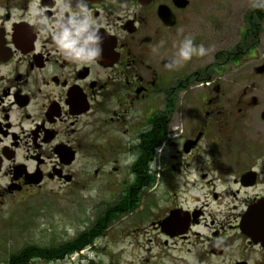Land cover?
I'll list each match as a JSON object with an SVG mask.
<instances>
[{
	"label": "flooded vegetation",
	"instance_id": "af4514ba",
	"mask_svg": "<svg viewBox=\"0 0 264 264\" xmlns=\"http://www.w3.org/2000/svg\"><path fill=\"white\" fill-rule=\"evenodd\" d=\"M203 1L88 0L103 51L77 66L33 16L51 20L61 0H0V205L73 209L8 211L2 264H264L242 228L264 201V101L253 83L219 81L260 43L264 0L244 9L238 44L194 35L212 61L168 70ZM93 185L112 196L75 227Z\"/></svg>",
	"mask_w": 264,
	"mask_h": 264
},
{
	"label": "rangeland",
	"instance_id": "374dc122",
	"mask_svg": "<svg viewBox=\"0 0 264 264\" xmlns=\"http://www.w3.org/2000/svg\"><path fill=\"white\" fill-rule=\"evenodd\" d=\"M255 2H263V0H204L203 3H205V8L201 10L200 14H197L198 16L195 20L193 19L194 21L192 20L193 22L191 27L189 28V35H191L192 37H195L194 35H202V37L199 36L198 38H204L205 36V38L207 39L205 40L211 43L213 36V38H216L220 41L221 39L227 40L226 37H228L229 34V37H231L230 43L238 44L241 37L238 35L237 30L241 26V18L242 14L244 13V9L246 7L248 8L250 4H254ZM218 23L222 24V26H226L221 27L220 32L215 35V33L212 31V27H217ZM205 45L207 44L205 43ZM213 45L214 44L212 43V46ZM228 46L229 43L227 42L222 43L220 44V46L216 47L227 49ZM212 50H214V46ZM216 50L217 49H215V51ZM203 58H205L201 61V65L203 67L208 65L212 61V58L209 56H194L193 59L197 60V63H193V69L189 70H194V68L196 69L198 61ZM262 66H264V34L261 37L260 43L255 47V51L251 54V58H246L240 61L234 69H231L229 76L221 74L219 81L222 82L224 79H229L230 81H234L237 85H242V83H253L255 85V90L252 91L250 97L263 102L264 74L257 75L253 73L254 68ZM111 193V189L108 187H104V185H93L91 191L87 192V194H90L92 198L85 204L84 202L76 203V207L74 210L75 227L82 226L81 222L84 221V219L80 217L82 211H86L89 213L90 210H102L101 205H99L101 204L99 200H108L112 196ZM36 195L43 196L46 195V192L41 191ZM38 201H35L34 203H27L18 200L16 202H12L11 205L7 204V202L3 205H0V264H2L3 260L8 257L12 250L10 242L7 239V236H11L10 231H8L7 228L8 211L16 210L20 212V214H22L23 211L27 210H44L45 213H48L49 215L52 214V216L57 215L60 219L64 220H67L66 217L68 215V212H73L71 205L69 203H65L61 199L55 202V204L44 202L45 200L42 201L40 198H38ZM83 205H85V207H83ZM18 244L19 242L17 241L15 243V246L13 247V250H18Z\"/></svg>",
	"mask_w": 264,
	"mask_h": 264
},
{
	"label": "clouds",
	"instance_id": "9594fccd",
	"mask_svg": "<svg viewBox=\"0 0 264 264\" xmlns=\"http://www.w3.org/2000/svg\"><path fill=\"white\" fill-rule=\"evenodd\" d=\"M46 11L47 8L34 9V20L40 26L41 32L51 35L59 54L77 66L97 63L103 51V41L99 32L100 25L92 19L88 0H75L74 6L72 0H61L53 10L51 20L45 15ZM164 44V39L159 40L152 52L158 54ZM210 51V47L196 45L192 36H184L179 41L177 52L170 62L165 64V68L173 70L192 60L194 56L204 57Z\"/></svg>",
	"mask_w": 264,
	"mask_h": 264
},
{
	"label": "water",
	"instance_id": "95a60500",
	"mask_svg": "<svg viewBox=\"0 0 264 264\" xmlns=\"http://www.w3.org/2000/svg\"><path fill=\"white\" fill-rule=\"evenodd\" d=\"M137 1L141 4H144L148 3L150 0ZM256 72L257 74H263L264 68L261 67ZM251 211L256 212L257 215L248 217L247 219L251 220V223H243L242 228L248 233L250 237L254 238L253 240L255 242H260L262 245H264V201L253 207Z\"/></svg>",
	"mask_w": 264,
	"mask_h": 264
}]
</instances>
